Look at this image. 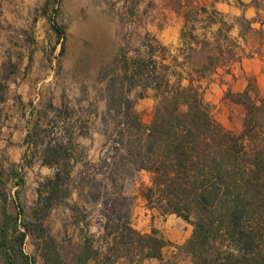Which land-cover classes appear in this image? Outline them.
Returning a JSON list of instances; mask_svg holds the SVG:
<instances>
[{"label":"rangeland","instance_id":"374dc122","mask_svg":"<svg viewBox=\"0 0 264 264\" xmlns=\"http://www.w3.org/2000/svg\"><path fill=\"white\" fill-rule=\"evenodd\" d=\"M171 1L50 0L49 32L24 35L41 57L26 66H4L0 98L8 93L9 71L18 70L39 100L28 103L33 119L26 170L19 172L18 164L0 167V264H82L83 238L103 235L101 206L90 200L80 172H93L106 158L114 131L129 124L131 116L150 122L154 101L137 98L139 71L144 73L141 65L150 53L157 62L165 55V63L180 54L186 10ZM195 1L208 9L213 4ZM227 71L220 68L202 82L203 99L215 121L240 134L244 109L226 97L231 92ZM58 172L52 189L48 181ZM123 186L133 201L131 222L137 231L154 229L166 217L175 220L148 206L149 173H134ZM172 253L168 248L164 254L169 258ZM139 264L162 263L146 259Z\"/></svg>","mask_w":264,"mask_h":264},{"label":"trees","instance_id":"16d2710c","mask_svg":"<svg viewBox=\"0 0 264 264\" xmlns=\"http://www.w3.org/2000/svg\"><path fill=\"white\" fill-rule=\"evenodd\" d=\"M171 2L186 10L180 54L165 63V55L157 62L150 53L141 65L144 73L139 71L137 98L154 101L150 122L131 116L129 124L114 131L106 158L93 172H80L90 200L101 206L104 233L83 238L78 262L264 264V97L251 85L226 93L243 106L240 134L214 120L202 82L236 61L233 24L195 0ZM141 171L151 175V186L144 190L148 206L192 226L183 244L172 245L155 229H134L133 201L124 195L123 183ZM58 177L59 172L48 181L52 189ZM168 248L173 253L166 258Z\"/></svg>","mask_w":264,"mask_h":264},{"label":"crops","instance_id":"0c3cea01","mask_svg":"<svg viewBox=\"0 0 264 264\" xmlns=\"http://www.w3.org/2000/svg\"><path fill=\"white\" fill-rule=\"evenodd\" d=\"M49 3L50 0H0V85L4 66H26L29 59L39 61L40 50L23 38L49 32ZM211 8L222 14L228 24H233L230 35L239 44L236 61L225 72L231 78L229 90L241 93L251 85L264 97V0H213ZM237 19L243 20L245 27ZM240 34L243 38L238 37ZM17 73L18 70L9 71V80L4 83L8 93L0 98V167L18 164L20 172L27 167L26 149L33 119L28 103L35 99V92L29 80ZM38 100L39 96L34 101ZM168 218L154 225V229L158 228L166 241L183 244L191 234V226L180 218Z\"/></svg>","mask_w":264,"mask_h":264}]
</instances>
